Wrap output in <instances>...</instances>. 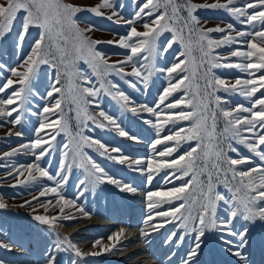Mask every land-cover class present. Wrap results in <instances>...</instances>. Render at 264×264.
<instances>
[{
  "label": "snow or ice",
  "instance_id": "6c2138e0",
  "mask_svg": "<svg viewBox=\"0 0 264 264\" xmlns=\"http://www.w3.org/2000/svg\"><path fill=\"white\" fill-rule=\"evenodd\" d=\"M132 3L137 5V0H132ZM239 3L240 0L212 4H198L193 0H142L131 19L126 21L127 34L120 36L118 41L107 42L115 47L127 49L128 54L123 60L109 63L100 51L95 50V46L100 42L90 40L85 35L94 26L89 25L87 29H81L74 17L77 13L89 12L118 23L113 17L123 19V16L116 9L114 0H100L90 6L65 4L63 0H5L2 6L4 10L0 11V39L14 33L18 48L24 49V43L29 36H32L33 43L29 49H24L26 54L22 56L21 63L8 69L11 77L15 79L8 78L0 87V93L14 90L7 98H0V117H7V122L18 125L22 119L20 113L26 110L23 106L29 102L30 81L37 70L42 65H48L55 70V80L47 92L45 106L39 113L45 120H39L34 131L35 138L22 144L15 153L29 148L34 152L38 150L35 155L36 163H28L26 167L35 165L39 176L56 181V186L46 187L39 193V197H33L32 201H25L19 206H31L41 197L53 193L59 197L56 206L59 205L61 213H65L63 206H67L75 207L83 217L90 216L91 214L85 212L75 200L65 199L58 190L62 189L68 180L69 175H65V170L72 169L77 158L83 161L80 166L85 173L77 185L81 188L79 195L105 183L129 194L139 191L107 175L104 169L84 152V148H92L99 151L102 157L124 164L144 176L148 186L152 185L162 170H171L164 176L165 187L157 190L150 188L146 191L147 216L143 223L154 232L171 225L165 240L166 245L174 241L176 246L180 247L186 239L190 240V246L180 264H193L200 254L207 233L216 234L224 250L235 257L239 264H248V226L258 221L264 223V0H244L243 4L235 6ZM202 8L227 10L245 26V30H235L232 23H228L226 28L197 27L199 18L195 13ZM105 9H110L111 15L104 16ZM137 26H142L143 31L138 30ZM33 30L36 32L34 36ZM233 31L235 36L231 34ZM213 32L224 35L220 39H213L209 36ZM165 33H171V37H164ZM194 35L198 39L194 40ZM162 37L166 39V43L160 42ZM244 37L250 38L243 39ZM234 43L241 47L233 48L226 56L217 51ZM70 46L77 48V58L86 59L97 75L108 72L110 75L114 73L119 77L134 78L125 79V83L133 89L140 85L147 90L152 76L155 73H163L164 86L152 105L137 104L115 81L110 82V89H105L103 85L99 88L77 85L76 94L73 95V102L78 105L84 103L99 106L96 98L103 90L112 95L122 110L137 116L147 113L149 117H154V121L144 119V123L154 131L156 137L149 145L151 154L148 157L133 159L123 155L117 148L111 147L109 151L110 146L81 131L73 133L68 115L71 108L68 112L64 108L66 96L72 93V87L65 93L60 72V67L65 65L66 61V66L74 67V61L70 60ZM194 48H198L201 53L199 64L193 56ZM85 50L87 57L84 56ZM165 54L171 57V63L158 67L155 59L158 56L164 57ZM232 58L239 60L233 63ZM127 65H131L130 71L125 70ZM220 67H235L244 75L235 77L232 82V78L214 73L213 70ZM201 73L203 87L198 83ZM72 75L81 78L84 85L93 84L82 69L74 71ZM220 92L239 94L250 100L251 104L225 107L230 101L221 96ZM178 93L183 95L177 97ZM86 97H91L92 100H87ZM49 101L54 102L49 106ZM80 111L84 114L81 121L84 129H88V121L96 123V117L88 115L87 107ZM14 114H17L15 118L10 119ZM99 116L103 117L108 125L114 126L120 137L140 142L137 137L129 136L120 128L116 118L103 110L99 112ZM221 118L224 128L218 133ZM181 122H189V126L178 129L173 127L168 134H163L168 126ZM108 125L101 123L96 124V127L107 128ZM64 133L71 136L72 140L60 146L59 168L53 177L40 166L39 161L53 149L57 138ZM19 135L21 133H18ZM220 137L229 141L227 150L221 147ZM206 139L208 143L204 142ZM191 142H195L194 145ZM233 142L242 144L252 155H242ZM184 143L189 144L188 150L173 158ZM159 146H163L162 150ZM229 152L236 153L239 158H233ZM10 155L13 154H4L3 158ZM70 156L73 158L72 162L68 160ZM257 158L259 163H254ZM245 165L247 167H244ZM24 167L20 165L16 169L17 184L12 187L37 179L29 171L27 177L21 180ZM177 180L183 182L175 186ZM169 184L173 186L167 187ZM221 184L226 189L225 192L217 190ZM157 197L162 200H157ZM165 204L169 205L166 209L163 208ZM7 207L6 203L0 202V209ZM42 207L45 212L48 211L46 206ZM36 211L33 209V212ZM76 215L77 213H72L71 216L50 218L36 214L33 219L51 226L54 221L74 219ZM141 231L145 237L150 234L143 229ZM124 233L125 228L121 227L118 232L109 234L106 244L103 243L104 238L96 239L92 248H99V251L88 254L117 253L121 249L120 238ZM63 240L68 241L69 238L64 237ZM69 246L74 249L76 256L84 255L81 249L70 241ZM0 247H9L11 250L10 246L3 242H0ZM62 247L63 241L55 244L47 264H55V252ZM0 264L4 262L0 261Z\"/></svg>",
  "mask_w": 264,
  "mask_h": 264
},
{
  "label": "rangeland",
  "instance_id": "374dc122",
  "mask_svg": "<svg viewBox=\"0 0 264 264\" xmlns=\"http://www.w3.org/2000/svg\"><path fill=\"white\" fill-rule=\"evenodd\" d=\"M65 4H74L78 6H90L95 5L100 2V0H63ZM142 0H137V5L132 3V0H114L115 7L119 11L123 19L118 17H113V20H118V23H113L111 20L106 19L103 16H96L89 12L77 13L74 19L77 21L78 27L81 29H87L89 25H93L94 28L91 31H87L85 35L90 40H96L100 43L95 46V50L100 51L104 58L108 60L109 63H114L125 59L128 54L127 49H122L115 47L113 44L107 43L108 41H118L120 36L126 35L128 31V25L126 21L131 19L132 15L136 11L139 3ZM194 3L198 4H212L216 2L225 3L226 0H193ZM244 0H240V3L235 6H240L243 4ZM5 0H0V11H3V5ZM121 5L123 7H121ZM104 16L111 15L110 9H105ZM199 18V25L203 29L215 28L217 26L226 28L228 23H232L235 26V30H245V26L242 25L239 20L233 17L227 10L220 9H208L202 8L195 13ZM186 15V13H185ZM138 30L143 31L142 26H137ZM115 34V35H114ZM187 34V33H185ZM235 36V31L231 32ZM32 35H36L35 30H33ZM224 33L213 32L209 36L213 39H220ZM164 37H171V33L163 34ZM194 40L198 39L194 35ZM250 37H244L243 39H249ZM161 43H166V39L161 38ZM33 43L32 36L27 37L24 43V49H29L30 45ZM178 47V45H177ZM241 47L239 44H233L230 47L217 49L218 52L223 55H227L233 48ZM24 49H20L16 44V36L14 33L8 34L5 38L0 39V87L6 82L8 78L15 79L11 77L10 71L8 69L17 66L21 63V58L26 54ZM70 60L74 61V67L65 65L60 67V72L62 73V87L65 93H68L69 87H72V93L66 96V103L64 105L65 111L71 108L68 115L71 119L73 133L77 131L83 132L85 135H89L101 143H104L109 147V151L112 148H117L121 153L127 157L133 159L138 157H148L150 153L149 145L152 140L155 139L154 131L144 123V119L155 120L154 117H149L147 113H142L140 116L133 115L131 112L122 110L120 104L112 98V95L108 94L106 91H101L97 96V102L99 106L89 104L85 105L80 103L79 105L73 102V95L76 94V86H94L99 88L101 85L105 89L111 88L112 81L119 84L121 90L126 92L137 104H148L152 105L155 103L158 95L162 91L165 83V77L163 73H155L152 78L147 90H144L140 85H137L135 89L130 87L125 83V79H134L132 77H119L114 73L109 74L108 72H103L102 75H97L96 71L89 65L86 59H78V51L76 47L70 46ZM84 56L87 57V50L84 52ZM193 56L196 59V63H200L201 53L198 48H194ZM239 58H232L231 62H238ZM155 63L158 67H165L171 63V57L165 54L164 57L158 56L155 59ZM83 70L87 76L92 80V85H84L83 81L79 77H74L72 73L74 71ZM22 70V69H18ZM126 71L131 70V65L125 67ZM214 73L221 77H230L232 82H234L235 77L244 75L242 71L235 67H220L213 70ZM55 80V70L50 68L48 65H42L32 78L29 84L30 96L29 102L23 106L26 110L21 112V122L18 125H13L7 122V117H0V202H4L8 205L5 209H0V242H3L9 247H0V261L4 264H47L49 257L53 253V249L57 242L63 241V247L55 252V264H124L126 261V254L120 256L125 248L128 247V243L125 240L124 234L121 236L122 246L117 253H102L101 255H89L90 252L99 251V248L93 249L92 243L99 238H104L103 243H108L106 237L113 232H118L120 227H124L123 221L137 212L140 215V220L138 224L140 227L147 226L143 223L145 217L147 216V207L145 200L146 191L161 189L164 186L163 180L164 176L168 174L171 170H162L161 173L154 179L151 186L145 183V177L140 175L138 172L131 170L124 164L116 163L113 160L106 159L100 155L99 151L92 148H84V152L91 156L105 171V173L111 177L117 178L125 184H129L136 188L138 185L142 189L143 195V206L136 208L132 205V200L134 199V194H129L126 192L119 191L115 186L110 184H100L94 189H89L85 191L83 195H79L81 188L77 185L80 180L84 178V169L80 166L82 160L77 158L75 160V166L70 170H65V175H69L68 180L64 183L61 194L65 199H73L76 204L82 206L84 211L91 214L88 217H83L82 214L77 212L75 207H65V213L60 212L59 205L56 206V201L59 199L55 194L48 193L47 196L41 197L38 201L32 203L31 206L20 207L19 205L24 204L25 201H32L33 197H39V193L45 190L46 187L56 186V181H50L46 177H40L37 172L35 165H29L28 163H36L35 155L38 154V150L34 152L33 150L23 149L15 153L16 149L20 148L22 144L29 142L35 138L34 131L39 124V120H45L43 115L39 116L42 107L46 103L47 92L52 87ZM198 83L203 87L204 80L202 78V73L198 78ZM14 89L6 90L0 93V98H7L11 91ZM224 96L230 104L225 105V107H235L237 104H244L245 106H250L251 101L246 100L243 96L235 93H219ZM177 97L182 96L183 93L176 94ZM259 97V93L257 94ZM87 100H92L91 97H86ZM51 102L49 101V106ZM19 107V105H18ZM87 107L88 115L96 117V123L88 121V129L82 127L81 121L84 119V114L81 109ZM103 110L106 114L116 118L117 123L120 128L128 133L131 137H137L139 143L120 137L115 131L114 126L108 125L107 121L103 120V117L99 116V112ZM189 110V109H185ZM202 110V109H201ZM79 112V118H78ZM6 116V113H4ZM13 117L10 119L15 118ZM246 115V114H244ZM108 125L107 128L96 127V124ZM210 123V121H209ZM80 125V127H78ZM189 126V122H181L175 126H168L165 129L164 135L168 134L171 128H181ZM224 128V122L221 118L218 124L217 131L222 132ZM91 129V130H90ZM18 133L21 135L18 136ZM145 137V141H143ZM72 137L68 136L66 133L61 134L55 141L53 149L40 161L39 164L42 168L47 170L53 177L56 176V172L59 168V160L61 158L60 146L62 143L71 141ZM79 140V137H77ZM221 147L227 150L228 140L220 137ZM220 141H215L219 143ZM145 144H142V143ZM208 143L206 139L204 141ZM193 145L195 142H191ZM234 145L240 149L242 155H252L247 151V149L237 142H233ZM171 146V142L169 143ZM145 147L143 155L137 153L139 148ZM161 147V150L163 146ZM189 144L184 143L178 153L174 154L173 158H176L179 154H183L184 151L188 150ZM12 153L13 155L3 158L4 154ZM233 158H239L236 153H228ZM69 162H72L73 158L68 157ZM254 163H259L258 158L254 160ZM24 165V176L20 179L24 180L27 177L29 171L37 179L34 181H26L21 186L12 187V185L17 184L16 176L18 172L16 169ZM244 167H247L245 165ZM9 173H13L9 175ZM223 179V176H221ZM183 181H175V186H179ZM173 185L169 184L167 187ZM82 187V186H81ZM139 190V189H138ZM218 191L225 192L224 186L218 185ZM77 197H79L77 199ZM157 200H162V198L157 197ZM49 201H51L49 203ZM42 206H46L48 211L45 212ZM121 208L122 216L115 220L116 223L106 226H92L96 221L93 219L98 217L102 218L107 215V213H112L114 209ZM169 205H163V208H168ZM36 209V212H33ZM72 213H77L74 219H61L54 221L51 226L43 225L40 222L33 219V215H47L50 218L61 217L63 215L71 216ZM105 219H109L105 217ZM78 222H86L85 225L91 228L88 232V237L85 241L88 243L84 248H81V238L82 236L77 235L79 231L77 230L72 233L62 234L55 230V223H63L65 225H71ZM108 222H112L110 219ZM107 223V222H106ZM118 223V224H117ZM117 224V225H116ZM123 225V226H122ZM249 227V243L246 247V252L248 255V264H264V223L257 222ZM172 226L168 225L158 232L151 231L148 226L144 229L145 232H150L146 237L143 235L142 240L144 242H149L147 247H145L147 252H141L138 247L132 249L131 253L137 252L134 256H140L143 254H149L153 257L155 262L153 264H163L166 258H168L169 253L172 255L174 253L173 262L174 264H180L181 259L185 256L189 246L190 240L186 239L185 242L177 247L173 241L171 244H165L167 235L171 230ZM68 237V241H64L63 238ZM69 241L76 247L80 248L84 253L83 256H76L73 248L69 246ZM139 241V240H138ZM163 245L162 249L159 246ZM26 253V255H25ZM159 255V256H156ZM121 257V258H120ZM256 258L255 262L254 259ZM196 263L194 264H239L235 257L230 255L224 250V246L219 243L218 236L213 233H207L204 237L203 244L201 246L200 254L196 257ZM172 262V263H173ZM128 264V263H127Z\"/></svg>",
  "mask_w": 264,
  "mask_h": 264
},
{
  "label": "bare ground",
  "instance_id": "6f19581e",
  "mask_svg": "<svg viewBox=\"0 0 264 264\" xmlns=\"http://www.w3.org/2000/svg\"><path fill=\"white\" fill-rule=\"evenodd\" d=\"M143 141H145V137H143ZM142 144H145V143H142ZM145 149H146L145 147L139 148L137 153L140 155H143ZM136 189H139V191L134 194V199L131 202L132 203L131 206L139 208V207L143 206V195H142V189H140L139 185L136 187ZM121 216H122V211H121V208L119 207V208L114 209V211L111 214L107 213V215L105 217H107L109 219H105V217L94 218L93 220L96 222L92 226H99V225L100 226H102V225L103 226L104 225L109 226V225L115 224L116 223L115 220L119 219ZM110 219L112 220V222H108ZM139 220H140V215L137 212H135L133 215L131 214V216H129L128 218H126L123 221V225L125 228L124 237L126 236L125 240L128 243V247L125 248L123 253L120 255V256H122V255L126 254L125 255L126 261L124 262V264H127V263L128 264H153V262H155L153 257L147 253L146 254L142 253V255H140V256H134L137 252L131 253L132 249H134L135 247H138L139 245H141L140 246L141 248H139L141 252H147L145 250L146 249L145 247H147L146 245H148L149 242H144V240H142L143 235H142V231H141L142 229L144 230L147 226L140 227L138 224ZM85 223L86 222H78V223H74L71 225H65L63 223H55L54 228H55V230H57L58 232H60L62 234L72 233V232L77 231V230H83L84 232L79 231V233L77 235L82 236L80 244H82L81 248H84L88 244L85 241V239L88 237V232L91 229V228L88 229L89 226L85 225ZM162 248H163V245L159 246V249H162ZM25 255H26V253H25ZM156 256H159V255H156ZM169 257H171V258L169 259ZM173 257H174V254L170 255V253H169L168 258H166V260L164 261L163 264H174L175 262H173ZM255 260H256V258L254 259V262H255ZM194 263H196V260L193 262V264ZM198 264H200V263H198Z\"/></svg>",
  "mask_w": 264,
  "mask_h": 264
}]
</instances>
